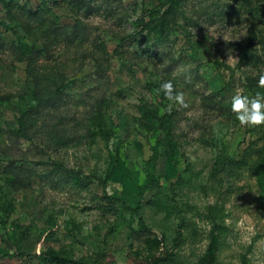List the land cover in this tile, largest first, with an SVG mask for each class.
Wrapping results in <instances>:
<instances>
[{"label":"rangeland","instance_id":"1","mask_svg":"<svg viewBox=\"0 0 264 264\" xmlns=\"http://www.w3.org/2000/svg\"><path fill=\"white\" fill-rule=\"evenodd\" d=\"M11 1L13 12L0 2V250L33 253L24 264H264V125L231 110L237 93L264 94V64L238 66L250 38L264 56V0ZM29 9L59 37L24 27ZM167 81L188 107L159 91ZM58 86L37 105L34 91ZM52 161L112 169L109 192L131 206L143 192L140 214L110 209L97 180Z\"/></svg>","mask_w":264,"mask_h":264},{"label":"trees","instance_id":"2","mask_svg":"<svg viewBox=\"0 0 264 264\" xmlns=\"http://www.w3.org/2000/svg\"><path fill=\"white\" fill-rule=\"evenodd\" d=\"M249 3V0H245ZM1 3H3L8 11L13 12L14 7L12 6L13 1L11 0H0ZM182 2V0H166V1H162V3L164 5L167 6L166 10H174L178 4H180ZM91 6V4H90ZM26 12V10H25ZM161 11L160 9H151L150 13L152 15H157L159 14ZM25 19L22 22V25L24 27H26L27 29H32V31H34L35 33L39 32L41 33V35L44 36H48L51 39L55 38L57 39L59 36L57 33H53V29H49L47 23L44 20L43 14L41 13V11H33L32 9L27 10V12L24 15ZM55 34V35H53ZM253 39L250 38V40L244 44L241 45L240 49H241V57L240 60L238 62V66L242 67V66H259L260 64H264V56L259 53L256 52L253 45H252ZM26 48H27V52H30L31 54L34 55H38V52L40 51L39 48L36 47L37 52H35V44L29 45L28 43L26 44ZM48 52H50V48H46ZM34 52V53H33ZM253 79L255 80L256 77L253 76ZM61 92V87L58 86L55 90V92L47 97H43L40 95L39 92L34 91L33 96L38 100L37 105H42L46 102H48L49 100L56 98L57 95H59V93ZM255 92H259L262 93L263 89L262 88H257L255 89ZM33 107H30L28 109V111L24 112L21 116L18 117V123H19V128H18V133H20L21 135L28 137L26 131H25V127H24V116L26 114H28L30 112V110H32ZM154 116L158 117V118H162V116H160L156 111H150ZM2 162H6L4 159L0 158V163ZM9 162V161H8ZM11 163V162H10ZM51 164L63 171H65L66 173H69V176L71 177H75L79 180V182L83 183L84 185H89L91 184L93 181L97 180L100 185L102 186V190H103V198L104 200H106V204L109 206L110 209H116L120 206L130 209L133 212H136L137 214H140L141 208L143 206V192L140 193V199L137 202V204L135 206H131L125 199H123L122 197L113 195L109 192L108 186H109V182L110 179L113 175V170L108 168L107 171L105 172L104 175H99V174H95V173H83L81 171H76V170H72L68 167H66L65 165H63L62 163L58 162V161H52ZM139 224L141 225V227L145 228V225L143 224V220L140 217L139 219ZM42 255H46L48 257H52V258H58L61 253L57 252V251H52V252H42ZM33 255V253H27L25 251H13V252H5L0 250V256L1 257H10V258H21L22 259V263L24 264L25 261H27V259L29 257H31ZM88 264H118L117 262H108V263H88ZM144 264H153L150 262L149 259H145L144 260ZM206 264V263H203Z\"/></svg>","mask_w":264,"mask_h":264},{"label":"clouds","instance_id":"3","mask_svg":"<svg viewBox=\"0 0 264 264\" xmlns=\"http://www.w3.org/2000/svg\"><path fill=\"white\" fill-rule=\"evenodd\" d=\"M258 85L264 87V74L259 75ZM159 91H162L166 98L173 100L181 107H188L184 100L183 93H176L171 81L161 84ZM231 110L243 127H258L264 125V94L257 92L255 96L248 97L237 93L232 97Z\"/></svg>","mask_w":264,"mask_h":264}]
</instances>
